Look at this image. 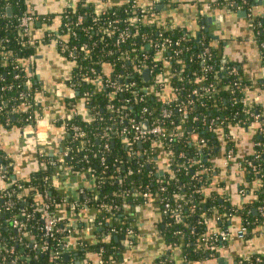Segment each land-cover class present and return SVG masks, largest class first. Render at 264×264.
<instances>
[{"label":"trees","instance_id":"16d2710c","mask_svg":"<svg viewBox=\"0 0 264 264\" xmlns=\"http://www.w3.org/2000/svg\"><path fill=\"white\" fill-rule=\"evenodd\" d=\"M134 1L98 11L89 0H78L61 14L59 29L45 34V42L57 39L59 52L74 62L68 80L75 87L71 105L87 109L90 115L88 120L71 115L57 122L66 127L68 134L64 166L86 180L92 173L96 182V191L85 190L77 199L72 198L73 203L68 207L94 210L98 226L95 243L74 241L76 250L71 249L68 258L62 255L53 264H76L78 260L80 264H98L91 255L99 256L103 264L118 260L127 231H137L124 212V205L157 204L162 214L159 233L168 245L181 249L185 264L208 254L215 255V244L219 241L208 240L207 222L216 210L221 219L239 215L242 226L247 229L246 236L264 221V120L257 104L246 106V91L252 87L251 82L242 77L239 63L223 57L205 28L193 34L181 26L150 20L137 26L129 25L127 19L139 13V8L132 6ZM177 1L154 0L152 9L157 14L158 7L175 5ZM253 1L227 0L224 4L233 11L237 10L235 5L241 4L247 11ZM26 8L27 0H0V126L7 128L33 125L35 118L42 116L36 95L43 88L23 64V60L33 56L36 47L26 45L19 33L17 18ZM52 17L47 15L38 20L49 24ZM79 17L82 20L79 21ZM251 18L254 40L264 61V16ZM106 28L113 33H103ZM124 30L127 36L119 39V33ZM163 39L169 40L168 51L157 54L153 45H159ZM134 49L141 58L146 56L147 59L139 62L124 59L128 54L133 55ZM206 49L209 52H205ZM143 68L151 70L148 81ZM159 74L168 78L166 83L157 84L155 78ZM113 83L122 87V91L114 92L110 86ZM167 90L172 94L171 101L163 98ZM110 107L115 111L111 112ZM166 110H171L172 114L163 118ZM247 111L258 114V122ZM130 120L142 126L147 123L148 128L157 121L165 129H176L179 136L171 142L150 137L125 146L120 132ZM254 122L258 128L253 153L239 159L229 140V130ZM80 130L85 136L75 137ZM219 131L227 136L223 143ZM222 150L225 156L232 150V160L242 164L248 180L260 183L253 200L242 208L221 203L218 191L222 184L218 190L214 189L216 169L211 159ZM162 154L174 160L167 169H161L159 164ZM257 154L259 159L255 158ZM57 159L45 157V167L35 171L29 181L12 180V169L0 149V165L12 180L0 191V242L13 246L17 254L28 253L31 258L25 264H51L49 256L61 250L66 243L64 239L69 237L66 232H59L49 240L46 253L34 249L35 244L45 241L40 207L47 203L54 211L66 197L56 191L52 182L54 169H57L52 162L57 164ZM248 161H252L257 170L247 166ZM136 192L149 193L150 197H134ZM177 215L181 216L179 221L175 219ZM14 218L24 224L21 232L13 228ZM102 235H109V239L102 240ZM169 252L157 258V264H174ZM19 262L22 264L23 259ZM236 264H264V258L255 254Z\"/></svg>","mask_w":264,"mask_h":264},{"label":"crops","instance_id":"0c3cea01","mask_svg":"<svg viewBox=\"0 0 264 264\" xmlns=\"http://www.w3.org/2000/svg\"><path fill=\"white\" fill-rule=\"evenodd\" d=\"M78 0H27V5L32 13L38 17L52 15L49 24L39 22L34 24L32 37L37 41L34 54L23 60L29 75L43 88L37 93V105L42 110V115L49 122H42L38 129L33 126L11 127L0 126V149L7 158L12 169V180L29 181L31 175L45 167V157H60L65 149L68 137L66 127L57 122L65 120L75 107L71 105L75 97V88L68 83L74 62L67 60L59 52L54 41L45 42V34L57 31L61 24V14L67 7L75 5ZM101 7H116L128 0H89ZM138 4H147L150 0H135ZM227 0H178L175 5H167L158 9L150 21L170 26H181L189 32L196 34L202 28L213 37V45L217 47L225 59L239 63L242 77L250 81L252 87L246 91L248 104H257L261 117L264 120V61L260 56L258 46L254 40L252 25L248 13L243 7L235 5L237 10L228 9L224 2ZM254 16H264V0H254L251 6ZM244 12V13H243ZM169 90L163 94L164 99H170ZM81 108L80 117L89 119L87 109ZM258 128L257 123L246 126H235L229 130V140L233 143L236 156L245 158L253 153L254 137ZM39 134L41 138L39 141ZM220 141L227 138L225 133L219 131ZM161 169L169 166V156L160 155ZM211 159V158H210ZM214 169V189H219L221 203L227 207L242 208L255 197L254 191L260 187L258 180L249 181L246 171L240 163L233 160L226 165L224 150L212 157ZM12 180L0 178V191L10 185ZM58 193L69 196L77 189L79 184L90 188L91 183L81 174L62 175L59 169H54L53 180ZM91 184V185H90ZM243 189V191H241ZM68 205L59 204L54 212L65 217L72 228L70 239L71 251L76 250L73 242L97 241L95 211L84 207L83 209H69ZM132 220V225L137 231L133 241L123 251L118 260L112 264H157V258L167 254L174 264H185L180 248H171L166 239L159 233L158 226L161 221V211L155 203H144L136 206H127L124 211ZM216 210L209 219L207 234L212 235L223 229L237 230L241 228L242 221L239 215H232L221 219ZM234 237L228 241L215 244V255L187 264H236L238 260L258 255L264 258V221L255 226L250 235ZM103 236V235H102ZM75 253V252H74ZM70 255V254H69ZM92 260L98 256L91 255ZM81 262L78 260L76 264Z\"/></svg>","mask_w":264,"mask_h":264},{"label":"built area","instance_id":"2783aa9c","mask_svg":"<svg viewBox=\"0 0 264 264\" xmlns=\"http://www.w3.org/2000/svg\"><path fill=\"white\" fill-rule=\"evenodd\" d=\"M156 1V0H155ZM154 5V0L150 1L147 4H138L136 1H134L133 3V7H137L139 8V13H135L133 16H130L127 20L129 22V25L131 26H137L140 23L145 22L146 20H151L152 17H154L156 15L154 9L153 8ZM161 5V4H159ZM230 5H233V2H230ZM74 5H71L69 7H73ZM238 6L241 8V4H238ZM67 7V8H69ZM66 8V9H67ZM106 7H101V8H97L98 11H102L104 10ZM247 15L250 19V22H252V18L253 17V12L252 9L249 8L247 10ZM251 16V17H250ZM39 17L37 15H35L34 13L31 12V10L29 9L28 5L27 8L21 13V15L18 16L17 18V23H18V27H19V33L20 36L23 38V41L26 45L29 46H33L37 44V41L35 39H33L32 37V29L34 24L38 21ZM78 20H82V17H79ZM252 25V24H251ZM61 26V24H60ZM103 33L107 34V35H111L113 33V30L110 28H106ZM127 36V30H124L122 32L119 33V39H124ZM55 43H57V39L53 40ZM170 45L169 40L167 39H163L159 45L158 44H154L153 47L155 48V52L157 54H162V53H166L168 51V46ZM176 45H179V41L176 42ZM60 47H63L62 44L59 45ZM62 52H64V49H62ZM134 54L133 55H126L124 56V59H126L127 61H131V62H139L141 61L140 59L146 60L147 57L143 56V58H141V56L139 54H137V49H134L132 51ZM205 52H209L208 49L205 50ZM143 69H148V68H143ZM150 70V69H148ZM151 73V70H150ZM167 77L164 76V74H159L156 76L155 81L157 82V84H164L167 82ZM85 80H87V77H85ZM72 88H75L73 84H70ZM113 89L114 92H119L122 91V87L120 86H116L114 83L110 85ZM193 94L195 95V91H193ZM170 100V99H167ZM171 101V100H170ZM246 102V106H252L250 104ZM81 108L79 107H75L73 109V112L67 117L70 118L71 115L73 116H79L81 114ZM109 110L111 112L115 111V109L113 107H110ZM171 110H166L162 113V117L163 118H168L171 115ZM247 114L249 116H251L255 122H258L259 120V115L258 114H253V113H249V111H247ZM88 120V119H87ZM49 122L48 118L45 117V115L42 116H37L34 120V124L33 126V130L38 129L39 124H41L42 122ZM108 129V128H107ZM121 138L123 140L126 141L125 146H129L132 143L135 142H141V141H145L150 137H155L157 139H163V140H168V141H173L174 138L179 136V132L176 131V129L171 128V129H165L159 122L155 121L152 126H150L148 128V130H145L144 127L142 126V124L138 121H134V120H130L126 123V126L121 130L120 132ZM85 136L83 131H78L77 133H75V137L78 138H83ZM128 137L130 138V140L128 139ZM41 138L40 134H39V138L37 139L39 141V139ZM67 155V151L64 149V151L62 152L61 156L58 157L57 159V164L53 163V165H56L57 169L60 170V172L62 173V175L68 176V175H79V173H71L68 168H66L64 166V157ZM233 151L229 150L227 152L226 155V165L229 164V161L233 159ZM256 159L260 158V155L257 154L255 156ZM174 163V160H172V158H170L169 160V164ZM242 165V164H240ZM247 166L251 167L253 170H257V168L254 166L253 162L248 161L247 162ZM0 178L3 180H9L8 179V175L5 172V167H3L2 165H0ZM88 181L92 184L90 188H86L83 186V184H79L77 186V189L72 192V195L66 196L63 198L61 204L64 205H70V203H73L71 201L72 198L77 199L78 196L80 194H83L85 192V190H95L96 191V182H95V175L90 173L89 175V179ZM18 188H21V185L18 186ZM134 197H143V198H149L150 194L146 193V192H136L133 194ZM42 196H40L39 198H41ZM183 198V197H181ZM75 203V200H74ZM128 205H124V209L127 207ZM40 218L42 220V226H41V231H42V235L43 238L45 239L44 242L42 243H37L34 245V249L38 252V253H46L49 250V240L53 239L55 237V235L59 232H66L69 237H66L64 239V241H66V243L62 244V249L55 251L54 253H52L49 256V262L51 264L55 263L56 260H59L61 258L62 255H64L65 253H69V251L71 250V245H70V239L72 237V228L68 225V222L66 221L65 217L56 214L52 209L50 204L45 203L43 206L40 207ZM181 218L180 215H177L175 217L176 221H179ZM65 220V223H64ZM13 228L16 229V231L21 232L24 229V224L18 219V218H14L11 222ZM65 227H62V226ZM247 229L244 226H241V228L237 229V230H231L229 231L228 229H223L221 231H219L218 233H213L212 235H209V239L211 241H220V242H226L231 238L234 237H242L246 234ZM127 239L124 240L122 242L123 247H127L129 245H131V240H134V232L131 230H128L126 233ZM102 240H107L109 239V235H103ZM131 239V240H129ZM172 249L176 248L173 246H170ZM99 257V256H98ZM31 256L27 253V254H17L15 252V249L13 246H7V245H3L0 242V264H21L19 261L20 259H23V263L25 264L30 260ZM98 264H103L100 257H99V261Z\"/></svg>","mask_w":264,"mask_h":264},{"label":"water","instance_id":"95a60500","mask_svg":"<svg viewBox=\"0 0 264 264\" xmlns=\"http://www.w3.org/2000/svg\"><path fill=\"white\" fill-rule=\"evenodd\" d=\"M158 9H161V6L158 7ZM7 12H8L9 15H11V9L8 8V9H7ZM243 13H244V12H243ZM143 75H144L145 80L148 81V80H149V70H148V69H144V70H143ZM143 127H144L145 130H148V124H147V123H144V124H143ZM254 211H255V210H254ZM64 256H65L66 258H68V257H69V253H65ZM77 264H78V263H77Z\"/></svg>","mask_w":264,"mask_h":264}]
</instances>
